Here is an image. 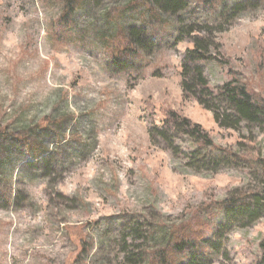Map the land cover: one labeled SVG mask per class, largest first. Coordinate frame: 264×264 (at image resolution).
<instances>
[{
    "label": "rangeland",
    "instance_id": "1",
    "mask_svg": "<svg viewBox=\"0 0 264 264\" xmlns=\"http://www.w3.org/2000/svg\"><path fill=\"white\" fill-rule=\"evenodd\" d=\"M184 64L258 122L205 96L220 127ZM263 241L264 0H0V264H261Z\"/></svg>",
    "mask_w": 264,
    "mask_h": 264
},
{
    "label": "trees",
    "instance_id": "2",
    "mask_svg": "<svg viewBox=\"0 0 264 264\" xmlns=\"http://www.w3.org/2000/svg\"><path fill=\"white\" fill-rule=\"evenodd\" d=\"M157 3L165 4L167 7L172 5L173 1L175 0H156ZM195 49L191 50L188 53L187 60L189 62L198 63L199 61H205L209 59V57L206 55V53L203 52L200 42L195 43L194 46ZM115 62H120L119 58H115ZM183 89L185 97L188 98H194L198 100L200 105H202L206 110L213 112V117L216 123L219 124L220 127H229L226 124V121L230 118L225 116L224 120L222 119L223 116H221V113L219 110L215 109L214 106L211 105L209 98H204L205 96L210 97V99H214L216 102H224L228 104L232 110H234L236 119L238 123L239 121H245L250 123H257L259 120V117L262 113L260 106L257 105L255 102L252 94L248 91L247 88L244 86H234L232 84L227 83L226 85H222L219 89H212L209 86V82L205 78L203 71L200 66L195 65L194 71L192 74H190V69L187 64H184L183 66ZM198 88L201 89L199 94ZM172 116L179 120L181 119V125H190L191 122L188 119L181 118L177 114L172 113ZM235 119V120H236ZM178 124V123H177ZM57 125V124H55ZM179 125V124H178ZM192 132L196 134L198 137H201L203 140L207 141V134L203 131V129L199 125H194L192 128ZM27 145H31L29 141H25ZM34 150L38 148H33ZM255 198V201L248 202L245 200V198L238 199H230L229 201L224 202L223 204L229 205L227 209L228 213H233V211H236L239 208L240 211L244 210L243 212L246 215H249L250 217L258 216L256 212H259V210H254L253 206L259 205L260 206V198L256 195H252ZM258 203V204H257ZM256 211V212H255ZM185 245V244H183ZM182 244H175V248H182ZM261 249H262V262L261 264H264V241L261 243Z\"/></svg>",
    "mask_w": 264,
    "mask_h": 264
}]
</instances>
